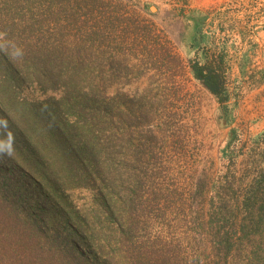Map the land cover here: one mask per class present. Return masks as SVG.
<instances>
[{
  "label": "trees",
  "instance_id": "16d2710c",
  "mask_svg": "<svg viewBox=\"0 0 264 264\" xmlns=\"http://www.w3.org/2000/svg\"><path fill=\"white\" fill-rule=\"evenodd\" d=\"M183 10L185 58L123 0H0V264H264V130L233 127L232 23ZM193 80L231 126L217 154Z\"/></svg>",
  "mask_w": 264,
  "mask_h": 264
},
{
  "label": "rangeland",
  "instance_id": "374dc122",
  "mask_svg": "<svg viewBox=\"0 0 264 264\" xmlns=\"http://www.w3.org/2000/svg\"><path fill=\"white\" fill-rule=\"evenodd\" d=\"M162 29L175 44L183 57L192 56L189 49L192 30L187 27L183 9H195L204 14L208 27H218L221 22L232 23L228 27L233 37L228 41L233 55L232 85L239 96L231 99L235 115L233 127L249 134L264 130V0H123ZM188 13V11H187ZM205 19V18H204ZM262 78L261 82H257ZM190 89L194 92L199 107L206 151L214 154L223 140L231 134V126L219 118L220 110L215 98L201 83L193 80ZM234 88V89H235ZM31 97L43 95L28 93ZM76 197L88 203V191H78Z\"/></svg>",
  "mask_w": 264,
  "mask_h": 264
}]
</instances>
